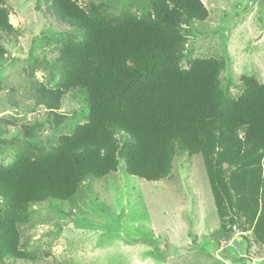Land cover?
Here are the masks:
<instances>
[{
	"label": "rangeland",
	"instance_id": "obj_1",
	"mask_svg": "<svg viewBox=\"0 0 264 264\" xmlns=\"http://www.w3.org/2000/svg\"><path fill=\"white\" fill-rule=\"evenodd\" d=\"M70 1L92 18L155 16L149 0ZM200 1L207 17L183 20L179 66L188 71L194 60L218 61L219 92L237 100L244 78L264 84V0ZM0 6L10 26L0 30V167H6L56 152L61 135L89 120L90 105L80 87L56 102L50 97L58 96L63 55L82 41L81 29L61 25L44 0H0ZM172 151L161 180L129 176L120 162L115 172L82 182L66 201L31 204L17 215L15 253H3L0 239V264H264V227L239 208L252 195L223 193L221 217L204 156ZM223 170L229 188L235 169ZM257 200L259 218L262 190ZM8 215L0 197V222L9 224Z\"/></svg>",
	"mask_w": 264,
	"mask_h": 264
},
{
	"label": "trees",
	"instance_id": "obj_2",
	"mask_svg": "<svg viewBox=\"0 0 264 264\" xmlns=\"http://www.w3.org/2000/svg\"><path fill=\"white\" fill-rule=\"evenodd\" d=\"M44 2L50 16L83 34L63 55L64 79L51 100L83 88L90 115L74 134L59 137L56 152L0 167V197L11 218L0 222L2 252L17 250V215L31 204L66 201L82 182L115 172L120 162L129 176L161 180L171 170L173 148L204 156L221 217L223 193L249 194L252 201H241L240 211L264 227V84L244 78L245 91L233 100L219 92L218 61L197 59L188 71L179 66L183 20L207 17L201 1L149 0L155 16L147 20L92 18L70 0ZM9 28L0 6V30ZM224 166L235 169L229 188Z\"/></svg>",
	"mask_w": 264,
	"mask_h": 264
}]
</instances>
